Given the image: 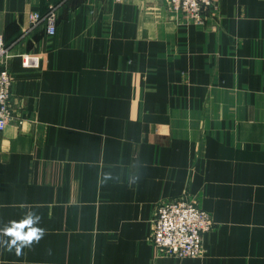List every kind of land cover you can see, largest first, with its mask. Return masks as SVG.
Returning <instances> with one entry per match:
<instances>
[{
	"label": "crops",
	"instance_id": "0c3cea01",
	"mask_svg": "<svg viewBox=\"0 0 264 264\" xmlns=\"http://www.w3.org/2000/svg\"><path fill=\"white\" fill-rule=\"evenodd\" d=\"M216 4L213 29L166 0H0V264H264V0ZM52 7L50 37L29 15ZM183 196L215 223L200 258L150 242Z\"/></svg>",
	"mask_w": 264,
	"mask_h": 264
},
{
	"label": "built area",
	"instance_id": "2783aa9c",
	"mask_svg": "<svg viewBox=\"0 0 264 264\" xmlns=\"http://www.w3.org/2000/svg\"><path fill=\"white\" fill-rule=\"evenodd\" d=\"M169 10L181 17L183 24L201 27H217L218 7L216 0H166ZM219 18V17H218ZM31 27L45 24L48 36H54L57 29L56 8L52 7L46 14L32 12L29 15ZM8 48L0 34V133L14 120L15 110L12 106L13 73L7 68ZM24 67L35 68L38 58L26 54L21 58ZM210 213L202 209L189 196L161 202L155 213L150 242L158 254L177 258H200L204 254L203 237L214 228ZM2 227L0 223V246Z\"/></svg>",
	"mask_w": 264,
	"mask_h": 264
},
{
	"label": "clouds",
	"instance_id": "9594fccd",
	"mask_svg": "<svg viewBox=\"0 0 264 264\" xmlns=\"http://www.w3.org/2000/svg\"><path fill=\"white\" fill-rule=\"evenodd\" d=\"M32 223V219L29 218L27 220L24 221V223L20 224L17 226L16 229H13L12 230V234L17 238V239H27V237L29 235H34L35 232H36V229H31V231L29 233H24V232H21L20 229H23L24 228V225L25 224H31ZM13 243H15V240H13Z\"/></svg>",
	"mask_w": 264,
	"mask_h": 264
}]
</instances>
